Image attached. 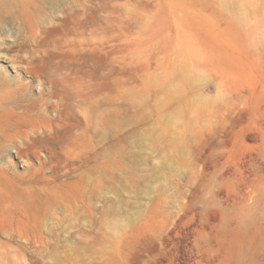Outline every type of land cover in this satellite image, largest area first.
I'll use <instances>...</instances> for the list:
<instances>
[{
	"label": "rangeland",
	"instance_id": "1",
	"mask_svg": "<svg viewBox=\"0 0 264 264\" xmlns=\"http://www.w3.org/2000/svg\"><path fill=\"white\" fill-rule=\"evenodd\" d=\"M0 264H264V0H0Z\"/></svg>",
	"mask_w": 264,
	"mask_h": 264
},
{
	"label": "bare ground",
	"instance_id": "2",
	"mask_svg": "<svg viewBox=\"0 0 264 264\" xmlns=\"http://www.w3.org/2000/svg\"><path fill=\"white\" fill-rule=\"evenodd\" d=\"M38 143H46V144H50V140L49 139H38L37 141Z\"/></svg>",
	"mask_w": 264,
	"mask_h": 264
}]
</instances>
